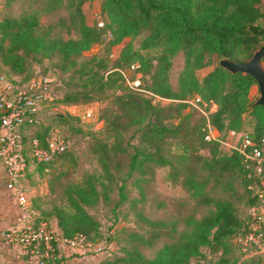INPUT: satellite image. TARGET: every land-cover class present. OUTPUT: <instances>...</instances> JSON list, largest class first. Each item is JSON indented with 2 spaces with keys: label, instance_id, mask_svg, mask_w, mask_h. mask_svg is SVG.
<instances>
[{
  "label": "trees",
  "instance_id": "16d2710c",
  "mask_svg": "<svg viewBox=\"0 0 264 264\" xmlns=\"http://www.w3.org/2000/svg\"><path fill=\"white\" fill-rule=\"evenodd\" d=\"M62 1L65 0L48 3L56 6ZM86 1L66 0L69 22L61 19L58 23L67 26L69 32L75 29L76 36H65L55 30V24L45 27L36 11L0 17V64L7 73L0 76L24 86L34 76L47 75L35 73V63L52 59L56 69L68 78L67 84H63L51 77L60 94L44 108L40 124L24 127L23 139L27 147L34 137L45 145L52 130L59 127L69 146L51 161H32L23 178L25 190L26 179L36 183L31 174L34 167L47 171L72 150L64 124L69 118H81L54 111L53 106L94 101L101 98L98 94L113 89L111 104L99 113L102 124H89L93 129L92 151L102 164V177L88 173L82 180L68 183L64 189L66 205L54 204L41 211L31 205L38 211L36 221L45 220L50 226L51 216L57 220L60 232H56L59 236L53 241L55 251L49 263L55 261L62 238L84 234L92 241L94 235L100 234L101 221L89 207L111 199L120 172L126 170L117 183L121 199L118 204L126 198L127 178L136 172L137 176L132 177L140 194L132 197L131 202L137 208V203L146 199L145 184L154 180L156 168L169 164L174 178L181 177L183 188L206 210L200 214L191 210L168 221L147 216L138 209L137 215L146 224L145 231L128 230L120 250L110 252L99 264H192L193 259L195 264H206L201 260L207 257L205 247L218 253L210 264H262L261 254L246 255L236 241L247 232L250 219V212L241 214L239 205L246 202L252 208L258 203L252 187L254 179L248 175L250 168L243 154L235 149L223 151L219 138L235 130L261 142L264 105L253 104L250 99L251 87L257 83L251 74L233 73L219 61L224 57L248 59L262 44L264 0H102L101 8L107 16L105 26L87 22L83 10ZM108 33L109 46L125 42L119 54H112L115 65L108 67L96 55L84 58L85 51L94 43L105 41ZM139 35L140 46L134 48L133 39ZM150 48L159 50L154 54L140 51ZM181 51L184 65L175 87L169 71L174 56ZM215 59L218 63L206 74L197 73ZM133 63L139 64L136 71L130 70ZM122 70L132 78L140 72L144 88L172 101L162 105L154 102L150 93L131 88ZM147 75L150 80L145 82ZM74 78L83 81L70 86ZM196 95L201 96L199 103L206 113L190 102ZM187 107L190 110L184 112ZM191 110L198 115L194 121ZM249 115L251 118H247ZM174 117H179V122L170 124L168 120ZM208 123L218 130V138H206ZM130 130L144 148L125 140ZM174 137L180 138L183 147L178 154L180 161L193 159L204 173L187 162L173 164L165 154L164 143ZM262 176L264 170L257 177L258 182ZM215 188L218 193L212 191ZM142 247L151 248L152 253H146Z\"/></svg>",
  "mask_w": 264,
  "mask_h": 264
},
{
  "label": "rangeland",
  "instance_id": "374dc122",
  "mask_svg": "<svg viewBox=\"0 0 264 264\" xmlns=\"http://www.w3.org/2000/svg\"><path fill=\"white\" fill-rule=\"evenodd\" d=\"M101 6L102 0H87L84 3L83 10L88 23L97 24L98 26H105L104 24L107 22V16L102 11ZM33 11H36L39 14L40 20L45 27L49 26L50 24H55V30L64 33L65 36L77 35L75 29L72 28V30L69 32L67 26L58 25L61 19H66L67 22H69L70 12L67 8L66 0L62 1L56 6L49 5L48 0H0V17L7 15L15 16L23 12ZM100 20L104 21L103 25H99ZM109 37L110 33L107 34L105 41L94 43L89 50L85 51L83 57L87 58L96 55L99 58H102V62L106 63L108 67L114 66L116 58L112 57V54H119L121 47L125 42L109 46L107 43ZM141 37L142 35H139L133 39L134 48H139ZM129 39L131 38H127V40ZM158 50L159 49L156 48L140 49V51L150 54H154ZM218 61V59H215L212 65L197 70V73L200 76L206 74L214 67V65L218 63ZM183 65L184 54L181 51L174 56L173 64L169 71L170 81L175 87L178 86V78ZM34 67L35 73H46L49 77H53L63 84H67L68 78L64 77V73L56 69L52 59H44L41 63H35ZM1 73L7 74L6 67L0 64V74ZM13 76L23 78V75ZM148 80H150L149 75L145 77V82ZM81 81H83V79L78 80L77 78H74L71 81L72 83L70 86H78V82ZM98 95L101 96V98L94 101H78V103H76L78 104V111L81 112L89 102L94 105V108H96L98 113L102 112L105 106L111 104L113 89H107L105 92ZM150 96H152V100L154 102L161 103L162 105H168L172 101L169 98H160L151 94ZM258 96L259 87L257 85V87H254L253 91L250 90V99L255 101ZM212 107L215 108V106ZM189 110V107H187L184 112ZM197 116L198 115L196 112H194L192 121H194ZM247 118H251L250 115ZM168 122L170 124H176L179 122V117L170 118ZM89 124V122H84L76 118H69V121L64 124V128L72 143V150L70 153L60 159L59 162L52 165L47 171L39 170L38 168L32 166V168L34 167V171L31 174L34 176L36 183L45 182L49 187L46 202L48 203L47 206L54 204H67L64 189L68 183L80 181L88 173H95L102 177V164L92 151L93 129ZM101 124H95L94 126L99 127ZM247 128L251 129V126H247ZM132 133L133 130H130L128 133H126L125 140H130L131 143L144 148L139 142L138 137ZM101 136L104 137L103 134H101ZM180 145V138L176 137L169 138L164 143L165 154L171 158L173 164L178 166L180 163L182 164L187 162L188 165L197 168L198 172L204 173V171L200 169V165L197 164L193 159H188L186 162L183 160L182 162L180 161L178 154L183 150V147ZM130 150L133 151V147H130ZM147 150H153V148H147ZM223 151H226L225 147L223 148ZM125 157L129 158L128 155ZM125 173L126 170L118 174L117 183L121 182V178L125 175ZM132 176H137V173H133ZM132 176L127 178L125 186L126 198L122 199L119 204L118 201L121 200L120 194L117 183H114V188L111 190L110 200L101 201L99 204L89 207L90 211L94 213L101 221L100 234L94 235L91 241L92 245L90 246V249L86 250V253L92 256L90 264H99L100 260L105 258L107 254L110 252H115L118 249L120 250L121 246H123V244L126 242L129 232L128 230L135 228L140 232L145 231L146 224L143 222L140 216L137 215V210L140 208L147 216L166 219L168 221L191 210H195L197 214H200L206 210L205 205L198 204L196 199L191 197L190 193L183 188L181 177L174 178L172 166L169 164L156 168L154 180H151L149 183L145 184L146 199L143 202H138L137 208H133L131 199L134 196H138L140 194V190L133 181ZM104 179L107 180V178ZM211 184L212 183L210 182L209 187ZM212 191L214 193H218L216 188ZM160 202L162 203L159 204ZM239 206L241 214H246L251 211V206H248L246 202L241 203ZM57 236L59 235L57 234ZM60 241L67 245L65 238H62ZM142 248L146 253H152L151 248ZM204 250L207 253V257L201 260L206 264H210V259L216 258L218 253H211L207 247H205ZM246 255L249 254L246 253ZM195 261L196 259H193L192 264H195ZM241 261L242 257L239 262Z\"/></svg>",
  "mask_w": 264,
  "mask_h": 264
},
{
  "label": "built area",
  "instance_id": "2783aa9c",
  "mask_svg": "<svg viewBox=\"0 0 264 264\" xmlns=\"http://www.w3.org/2000/svg\"><path fill=\"white\" fill-rule=\"evenodd\" d=\"M103 23L104 21H99V25ZM138 67L139 64L133 63L130 70L136 71ZM122 72L131 88L160 97L142 86L140 72H137L134 78L124 70ZM59 94L60 89L53 84V79L48 75L34 76L24 86L0 76V158L4 166L7 187L22 213L20 217L22 223L18 222L12 228L1 230L0 241L5 239L21 245L29 264H50V258L55 251L53 241L58 237L45 220L36 221L38 211L31 206L30 195L23 188V178L32 161H51L67 149L69 140L62 135L59 127H55L46 138L45 145L39 137H34L30 147H27L23 139V129L29 124H40L43 121L44 108ZM199 100L201 96L196 95L190 102L206 113ZM77 107L78 104H56L53 110L79 116L82 121L94 125L102 123L92 103H87L81 112ZM207 127L208 140L220 136L218 130L210 123ZM219 139L220 144L226 149H235L243 154L250 168L248 175L254 179L252 187L258 195V203L251 208L247 232L239 235L236 241L247 254H261L264 264V176L259 182L257 178L264 170V138L257 143L246 132L230 130L227 137ZM65 241L72 249L87 250L92 245L84 234H77Z\"/></svg>",
  "mask_w": 264,
  "mask_h": 264
},
{
  "label": "crops",
  "instance_id": "0c3cea01",
  "mask_svg": "<svg viewBox=\"0 0 264 264\" xmlns=\"http://www.w3.org/2000/svg\"><path fill=\"white\" fill-rule=\"evenodd\" d=\"M258 84H253L251 91ZM29 175V174H28ZM4 166L0 158V231L12 228L19 223L22 213L15 199H12V192L7 187ZM25 186L31 198V205L41 211L47 208V194L49 192L48 185L43 183H29L28 179L25 180ZM11 197V198H10ZM15 203H14V202ZM50 226L52 229L59 233L60 230L57 225L55 216L50 217ZM63 241V240H62ZM60 241L58 248V255L55 261L51 264H90L92 256L86 253L83 248L72 249L64 242ZM61 247V248H60ZM0 264H29L27 255L24 253L23 248L19 244L12 243L8 240L0 241Z\"/></svg>",
  "mask_w": 264,
  "mask_h": 264
},
{
  "label": "water",
  "instance_id": "95a60500",
  "mask_svg": "<svg viewBox=\"0 0 264 264\" xmlns=\"http://www.w3.org/2000/svg\"><path fill=\"white\" fill-rule=\"evenodd\" d=\"M220 65L225 69L237 73L243 72L251 74L259 87V96L253 104L264 105V41L257 47L253 54L245 60H232L224 57L219 61Z\"/></svg>",
  "mask_w": 264,
  "mask_h": 264
}]
</instances>
